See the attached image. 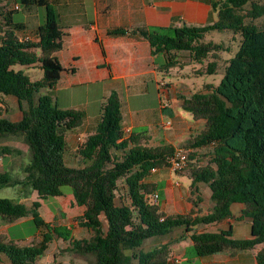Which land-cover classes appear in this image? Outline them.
Here are the masks:
<instances>
[{"label":"trees","instance_id":"trees-1","mask_svg":"<svg viewBox=\"0 0 264 264\" xmlns=\"http://www.w3.org/2000/svg\"><path fill=\"white\" fill-rule=\"evenodd\" d=\"M208 1L217 14L211 24L117 28L107 32L146 38L152 56H166L163 71L180 64L172 52H187V63L199 64L193 69L199 74H212L218 67L219 45L201 42L203 33L230 30L242 36L239 49L228 60L217 85L206 83L201 90L179 98L180 107L194 120H204L201 131L182 145L192 150L186 167L191 179L192 208L182 214H167L161 209L162 185L148 179L153 168L169 166L175 147L153 148L147 145L144 133L125 134L116 91L102 101L94 130L78 142L73 152L82 166L66 164V135L81 126L83 114L78 109L59 107L50 94L63 71L57 53L63 47L64 34L58 24L56 0H18V5L27 8H44L43 22L37 26L33 40L24 39L23 24H11V11L0 12V95L15 96L22 112L19 120L11 121L1 115L0 109V138L21 139L28 151L20 171H13V167L0 171V187L28 186L38 198L27 207L13 198L0 197V218L10 223L30 216L38 230L45 228L39 239L29 245L0 233V255L8 259V264H35L49 244L58 240L66 245L57 244L54 256L67 252L91 255L94 264H180L172 258L170 242L148 249L142 246L143 240L166 235L176 228L188 234V256L221 252L234 255L262 244L252 264H264V45H246L252 40L264 41V26L253 24L264 17V3ZM209 55L212 59L204 65ZM14 64L38 65L43 76L31 81L21 71L13 70ZM42 89L46 92L39 93ZM205 146H210L209 160L201 164L194 149ZM13 153L21 151L0 146V157ZM199 183L210 190L211 207L204 214L198 210ZM64 186L70 188L74 203L83 207L76 221L88 230V237H75L70 226L52 224L38 211L40 200L63 196ZM155 191L159 195L157 202L151 199ZM235 203L244 205L241 217L251 219L253 240L233 237L231 228L197 229L230 217Z\"/></svg>","mask_w":264,"mask_h":264},{"label":"crops","instance_id":"crops-1","mask_svg":"<svg viewBox=\"0 0 264 264\" xmlns=\"http://www.w3.org/2000/svg\"><path fill=\"white\" fill-rule=\"evenodd\" d=\"M4 3L1 2L0 7ZM63 6L66 8H62ZM5 9L0 8V12L4 14ZM55 9L58 24L64 34L63 47L57 53L63 71L54 86L57 92H61L60 95L57 94L56 101L61 108L78 109L83 114L81 126L66 135L68 151L75 150L78 144L77 139L84 138L95 128L99 117L95 113L96 106L102 103L111 91H116L120 98L123 130L129 129L130 132L144 133L147 136V145L150 147L182 146L190 136L201 131L204 120H194L193 118L190 120L181 112L174 114L171 111L168 113L167 119L164 120L163 109L166 107L164 104H160L157 116L145 105L131 104L127 99L125 101L122 99L121 95L124 92L131 90L138 94L143 93L148 90L149 84H154L159 98L161 93L170 97V90L175 88L169 83L159 82L157 72L163 71L161 66L166 56L164 54L152 56L150 44L146 38L138 34L110 35L107 32L117 28L211 24L217 19V14L211 9L208 0H56ZM11 16L12 24L14 22ZM27 22L29 21H22L20 24L26 28ZM39 24L40 22L36 21L30 29L31 33H24V35L29 36L32 40L35 39V30ZM178 53L172 52V54ZM190 64L194 66V70L197 69V64ZM44 92L46 89H42L39 93ZM76 93L84 95L78 96ZM91 95L94 98L92 102L90 101ZM96 96L98 97L96 98ZM23 105L25 106V102ZM0 109L1 115L11 121H17L22 116L17 98L13 95H0ZM196 123L198 126L194 128ZM139 127L141 129L136 130ZM194 130L198 131L194 132ZM10 139L13 141L2 142L0 146L7 145L21 152L25 151L22 146H19V139ZM198 150L199 148L194 149L195 152ZM17 156H19L18 153L2 155L0 168L4 170L13 167L14 169L13 161ZM20 166V163H17L16 169H20ZM156 170L149 180L161 185L164 181L166 182L165 185H162L161 209L167 214L188 212L192 208L189 191L183 192L175 188L168 177L169 171L164 172V168ZM202 185L206 184L199 183V190L203 187ZM199 194L201 201L198 210L201 211L200 214H204L211 207L208 186L206 185V189ZM13 199L28 207L18 195ZM37 199L36 197L34 200ZM40 203L42 204L41 200ZM243 207L242 203H235L231 206L232 215L230 217L218 223L197 226V229L199 231H218L231 228L233 237L251 241L253 240L250 232L251 219L241 217L240 213ZM24 218L10 223L0 218V233L6 234L11 225L21 222ZM174 231H176L175 234L164 240L163 243L170 242L172 244V258L180 263L188 260L186 254L191 241L182 228L173 229L168 234L174 233ZM261 246L262 244H255L251 249L238 251L234 255L221 252L192 257V260L199 259L201 264H252L255 262V254ZM0 264H8V259L4 255H0Z\"/></svg>","mask_w":264,"mask_h":264},{"label":"rangeland","instance_id":"rangeland-1","mask_svg":"<svg viewBox=\"0 0 264 264\" xmlns=\"http://www.w3.org/2000/svg\"><path fill=\"white\" fill-rule=\"evenodd\" d=\"M1 2H5L1 8H6L7 11H11L12 21L14 23H20L22 21L27 22V27L25 28V33H31V27L38 22H43L44 19V8L41 6L33 5L31 8L24 7L22 5H18V0H0ZM17 2V3H16ZM260 3H264V0H259ZM18 5L19 8H15V5ZM62 8H66L63 6ZM254 25L257 27L264 26V17L258 18L253 22ZM201 42H213L219 45V50H217L218 55V67L216 71L212 74H199L193 72V65L187 63L188 55L187 52H179L178 54H174L180 64L175 66L169 67V71H158L157 78L159 82L169 83L173 85L175 88L174 90H170V97H167L166 94L160 95L158 97L157 91L154 88V84H149L148 90L143 93H136L131 90L128 92H124L121 97L125 101L126 99L131 103H140V105H145L150 111L153 110L154 113L158 116V109L160 104H164L166 107L164 110V120L167 119L168 113L171 111L172 113L181 112L193 120L190 113L183 110L179 105L178 97L181 94L189 95L192 92H196L202 89V86L206 83H213L217 85L220 80L222 79L226 67L228 65V60L235 54V52L239 49L242 43V36L240 33H235L230 30H210L203 33L202 38L200 39ZM246 45L250 46H259L264 45V41H255L252 40L249 43L246 42ZM212 58L209 55L203 62L205 65L208 61ZM186 62V63H183ZM199 67L200 65H196ZM11 68L15 71H21L24 75L29 76L31 81L40 79L43 76V70L38 65L32 66H24L19 64H14ZM50 94L53 98L57 99V94H61V92H57L54 88L50 90ZM78 96H83L82 93H76ZM91 102L94 99L93 95H91ZM98 96H96L97 98ZM84 99V98H83ZM100 106L101 103L97 104L95 113L96 115L100 114ZM91 117V116H90ZM198 123L194 125V128H197ZM141 129L140 127L136 130ZM145 129V128H143ZM94 130V129H93ZM92 130V131H93ZM198 130H194L197 132ZM10 139V138H9ZM8 138L2 137L0 138V143L6 141H13L9 140ZM182 141V140H179ZM76 144V142H75ZM19 146L24 148L25 151L21 152L19 156L15 158L14 162V170L18 172L20 169H16L17 163H24L28 159V151L27 145L19 139ZM73 146V145H71ZM76 146V145H75ZM74 148V146H73ZM209 151L210 146H205L199 148L198 152H195L196 156L198 157L201 164H205L209 160ZM74 150L68 151L66 154V164L69 166H82V162L79 158L74 155ZM187 167V166H186ZM164 172L169 171L168 177L171 179V183L175 188L180 189L183 192L189 191L191 185V179L189 176L188 168L181 170V172L177 171H170L168 167H164ZM2 170V168H0ZM157 171V170H156ZM154 172L151 173L149 178L152 177ZM148 178V179H149ZM122 182L120 181L119 184ZM166 182L164 181L162 185H165ZM204 189H206V185H202ZM203 187L199 190L201 193L204 189ZM64 195L59 197H48L44 200H41L42 204L39 207L38 211L40 215L44 218V220L51 222L52 224H64L66 226H70L72 228L73 235L77 238H84L88 237V230L84 227H81L77 221L76 217L82 214L83 207L77 206L73 201V196L70 192V188L68 186H64L62 188ZM21 198L28 207L31 206L32 200L36 199V193L30 187L26 186H16V187H0V197H8V198ZM191 197V196H190ZM211 203V201H209ZM45 228H41L40 230L34 225L30 216L25 217L21 222L14 223L10 226L8 231L6 232L9 238L15 239L22 244H31L32 241H36L39 239L40 234L44 231ZM174 233L166 234V235H158L151 238H147L143 240L142 246L145 249H148L155 244L163 243L164 240L170 238ZM186 243V241H183ZM57 244L61 247L65 246L66 244L62 240H58V242L50 243L48 249L45 251V255L38 260L35 264H94V258L91 255L88 256H81L74 254L73 252H67L63 255L54 256L57 253L58 248ZM188 260H184L180 262V264H201L199 259L192 260L194 256H188L186 254Z\"/></svg>","mask_w":264,"mask_h":264},{"label":"built area","instance_id":"built-area-1","mask_svg":"<svg viewBox=\"0 0 264 264\" xmlns=\"http://www.w3.org/2000/svg\"><path fill=\"white\" fill-rule=\"evenodd\" d=\"M15 8H19V6L16 5ZM24 39H31V38L29 36H24ZM167 124H169V121H167ZM123 131L125 134L130 133L129 129H124ZM77 141L81 142L82 139L78 138ZM190 151H192V150L189 148H184L182 146L175 147L173 154L169 160L168 168L170 169V171L184 170L187 166L188 154ZM154 171H156V168L152 169V172H154ZM151 199L153 201H156V202L159 200V195H158L157 191H155L151 194Z\"/></svg>","mask_w":264,"mask_h":264}]
</instances>
